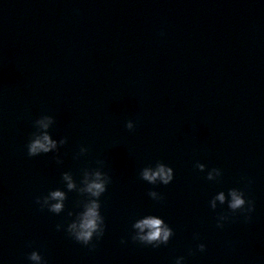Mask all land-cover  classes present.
Wrapping results in <instances>:
<instances>
[{
    "label": "clouds",
    "instance_id": "9594fccd",
    "mask_svg": "<svg viewBox=\"0 0 264 264\" xmlns=\"http://www.w3.org/2000/svg\"><path fill=\"white\" fill-rule=\"evenodd\" d=\"M44 127H47V124H45ZM127 127L131 129L132 124L129 123ZM52 148H55V142L50 140L49 136L45 135L42 140L37 139L33 143H31L28 148V155L33 156L39 152L47 153ZM143 177L150 182H154L157 177H159L165 184H167L171 179L169 171H166L163 166L159 167V169L155 172H149L145 170L143 173ZM71 187L72 185L69 184V188ZM86 191L94 197H99L105 191V188L102 183L93 182L88 184ZM51 196L53 199L62 200L64 198L63 194L60 191L52 192ZM232 196L233 201L230 205L231 208L236 209L243 205L244 201L239 196H237L235 192L232 193ZM219 198L223 200L222 195ZM37 203H39V198L37 199ZM99 207L100 205L96 201H92L90 206L86 207V211L83 212L80 223L81 231L77 234L76 237L78 241H83L84 244H88V242L91 240L93 232L97 229V220H102V217L100 216V213L98 211ZM61 208L62 205L57 203L55 205H52L50 210L52 212H60ZM135 227L140 229L141 231H143L144 229L149 230L147 236L141 237L142 240H146L148 243H151L154 240L167 241L170 234L166 227H162V221L156 218L144 219L138 222ZM38 258L39 257H37L35 253H33L31 256V259Z\"/></svg>",
    "mask_w": 264,
    "mask_h": 264
}]
</instances>
